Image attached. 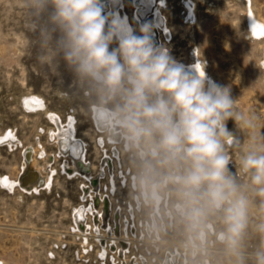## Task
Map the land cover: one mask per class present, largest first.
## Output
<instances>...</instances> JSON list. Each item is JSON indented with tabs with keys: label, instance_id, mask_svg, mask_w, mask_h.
Returning a JSON list of instances; mask_svg holds the SVG:
<instances>
[{
	"label": "rangeland",
	"instance_id": "obj_1",
	"mask_svg": "<svg viewBox=\"0 0 264 264\" xmlns=\"http://www.w3.org/2000/svg\"><path fill=\"white\" fill-rule=\"evenodd\" d=\"M191 1L192 19L181 10L182 0H164L162 11L167 30L157 32L155 42L168 47L171 55L186 67L192 63L190 50L195 47L199 63L207 62L208 77L231 86L232 96L237 100L236 111L254 117V127L228 122L234 143L226 144L225 150L230 157V171L245 187L251 201L243 244L248 257L246 264H255L253 254L264 247V232L261 231L264 196L256 194L240 162L250 147L264 145V65L260 60L261 44L249 38L244 22L250 7L264 23V0ZM120 3V10L135 23L130 16L133 3L130 0H120ZM26 17L20 0H0V130L15 124L16 135L26 143L34 136L36 122L49 124L40 114L31 115L21 110L12 97L19 91L40 92L48 108L57 111L62 119L63 97L54 93L55 89H60L71 97L75 109L74 134L84 143L82 162L85 169L68 174L60 170L65 158L55 154L50 165L53 177L47 190L39 189L32 194L19 191L9 194L0 190V260L4 264H113L112 259L117 261L120 256L125 261L137 257L144 264H160L178 252L169 264H201L203 261L233 264V258L215 236L223 227L218 217L210 218L212 230L208 231L205 241L191 243L183 219L173 210V197L162 194L157 209L153 210L151 197L144 195L139 185L141 161L136 151L129 146L124 134L120 133L122 136L112 141L110 128H97L93 122L92 106H104L112 111L115 104L98 100L63 69L60 70L62 75H55L41 65L36 59ZM20 157L19 149L8 152L0 145V172L16 176L15 166ZM110 180L113 188L107 189ZM82 187L104 200L106 209L100 222L94 218L100 213V204L93 208L95 214L85 215L86 231L72 229L75 206L82 203L89 207V194H84ZM86 239L89 245L82 248ZM106 239L112 240L107 242ZM102 245H106L104 258L97 253ZM192 245H197L194 253L190 252Z\"/></svg>",
	"mask_w": 264,
	"mask_h": 264
},
{
	"label": "clouds",
	"instance_id": "obj_2",
	"mask_svg": "<svg viewBox=\"0 0 264 264\" xmlns=\"http://www.w3.org/2000/svg\"><path fill=\"white\" fill-rule=\"evenodd\" d=\"M111 0H20L37 61L55 75L67 72L98 100L114 103L119 127L141 161L146 196L174 198L191 243L208 237L211 217L223 225L216 239L246 264L244 237L251 201L230 171L228 122L254 127L236 111L230 85L211 80L205 68L179 63L154 39L152 21L130 23L110 10ZM255 144V142H253ZM257 195L264 196V145L241 159ZM264 232V226L261 227ZM264 264V247L253 254Z\"/></svg>",
	"mask_w": 264,
	"mask_h": 264
},
{
	"label": "bare ground",
	"instance_id": "obj_3",
	"mask_svg": "<svg viewBox=\"0 0 264 264\" xmlns=\"http://www.w3.org/2000/svg\"><path fill=\"white\" fill-rule=\"evenodd\" d=\"M130 2L133 3V5H134V8L131 11L130 16L133 18V21L135 23H143L145 21H152L154 24L157 25V27L154 29V35L155 36H156L157 32H159L160 30H163V32L167 30V25L165 23V17H164L163 11H162V7L164 5V0H130ZM120 4H121L120 0H111L110 10L114 11V12H119V14L121 16H127L128 20H129V15L126 14L123 10H120ZM192 6H193V2L191 0H182L181 10L184 11V15H187V17L190 19H192V17H193ZM129 22L131 23L130 20H129ZM244 23H245L246 29L248 30L249 38L251 40L261 44V59L260 60H261V64L264 65V23L253 13V11L251 10L250 7H248V11L245 14V22ZM167 32H165V33L167 34ZM154 39H155V37H154ZM231 41H233V40H231ZM233 43H234V41H233ZM236 43H238V42H236ZM236 43H234V44H236ZM196 50L197 49L195 47H192V49L190 50V53L193 56V60H192L191 65L195 64L197 61V64L195 66L197 68H200L202 66L200 65L199 60L196 56ZM61 91H60V89L59 90L55 89L54 93L63 97L62 112H60L58 110L60 113H62V119H61L60 114L57 111H55L54 109L48 108L49 106H47V104L45 103L44 96L40 92L19 91L17 93H14L13 96L11 95L14 98V100L18 102V104L21 107V110L24 113L31 114V115H39L40 114L42 117H44V119L47 120V122H49V124L46 125L42 122H36L35 127H34V136L32 137V139H30L26 143L24 141H22L21 138L19 139L18 136L16 135V129L17 128H16L15 124H13L12 126L10 125V126L2 127V129L0 130V145L5 147L8 152H13L16 149H19V153H20L21 157L18 159L17 165L15 166L17 168V171H18L16 176H11L5 171L0 172V190L1 191H4V192L9 193V194L15 193L16 191H19L20 193L27 192V193L32 194V193L37 192L39 189L47 190L50 186V182H51L52 177H53V169L50 165H51L52 160L55 157V154L62 155L65 158L64 164L62 165V167H60V170L65 171L68 174L69 173L75 174V173H79V172L83 171L82 169H85V166L82 162L84 143H83V140L81 138H77L76 135L74 134V132H75V126H74L75 109L72 105L71 97L68 94H66V92L63 93ZM91 111L93 113V122L95 123L97 128H99V127H103V128L106 127L108 129L110 128L109 139H111L112 141H115L122 136L120 133L123 134V131L122 130L120 131L121 128L119 127V120L116 118L114 111H111L104 106H96V105L92 106ZM70 123H71V127L69 126ZM113 130H118V132H114ZM23 142L25 144H23ZM127 146H128V144H127ZM51 147H54V150H52ZM104 161H106V160L104 159L103 162ZM67 163H68V165H67ZM108 183L109 184H108L107 189H112L113 188L112 181L110 180V182H108ZM141 190L143 191L142 188H141ZM82 191L84 192V194L86 192L89 194L88 195L89 207H86L84 204L82 205V203L77 204L75 206V208L73 209L74 225H73L72 229L73 230L74 229H78V230L81 229V230L86 231V230H88V225L85 226V224H84L85 215L87 213H91L92 215L95 214L93 212V208L96 207V205L98 206L100 204V206L98 208V211L100 213L96 214L94 217V218H96L95 219L96 221L100 222L101 217L103 216V212L106 211V209L104 207V203H105L104 200L97 198L98 196L96 194H93L92 192H90V190L85 191V188H83V187H82ZM133 197H131V198H133ZM135 199L137 200V198H135ZM168 199H171V198H168ZM131 200H133V199H131ZM160 200H161V198L158 200H155V201L152 200L151 206L153 207V210L157 209V207L160 203ZM142 202H143V200H142ZM172 202L174 203L175 201H172ZM169 203H170V201H169ZM171 210H172V208H171ZM129 211H131V210L129 209ZM162 211H164V210L162 209ZM155 213L156 212H154V215H156ZM167 213H168V211H167ZM171 213H173V212H171ZM169 217H171V216H169ZM179 222H180V220H179ZM142 223H143V220H142ZM150 223H151V221H150ZM158 223L160 225V222H158ZM174 223H176V221ZM145 224L146 225H144V226H147V223H145ZM136 225H137V222H136ZM140 227L142 230V226H140ZM158 227L159 226H157V228ZM162 228H164V227H162ZM132 229L134 231V228H132ZM211 230H212V227H210V225H209L208 231H211ZM102 233L112 234V232H110V231H103ZM128 234H131V233H128ZM135 234H137V233H135ZM111 240L112 239H106L107 242H110ZM86 241H87V239L85 240L84 243L82 242V246H81L82 248L88 247L89 244H87ZM187 245H189V244L187 243ZM208 245H209V243H208ZM175 246H177V245H175ZM196 246H193V245L191 246V247H193V248H191L192 250H190L191 253H194L197 250ZM116 248H115V250H116ZM186 248H187V246H186ZM171 249H173V248H171ZM201 249H202V247H201ZM105 250H106V245H102V249H100L99 252H97V253H99V256L101 258H104ZM188 250H189V248H188ZM182 251H183V249H182ZM185 251H187V250H185ZM175 252H177V251H175ZM164 253H165V251H164ZM177 253L175 254L174 257H176ZM179 253H180V251H179ZM120 254L121 253H119L118 255H120ZM161 255L163 256V254H161ZM167 255H168V253H167ZM172 255L168 256V258L166 259L167 261L165 260L166 261L165 263L161 261L160 264H169V262L170 263L173 262L174 257ZM190 255H192V254H190ZM200 256H203V255H200ZM127 257H128V255H127ZM202 258H204V257H202ZM129 259H130V257H129ZM137 259L138 258L136 257V258H132L131 260L125 261L119 256V259L117 261H116V259H112V262H113V264H144V263H142V261L139 262V260H137ZM187 261H188V259H187ZM200 261H201V259H200ZM105 262H106V260H105ZM179 262H181V261H179ZM150 263H151V261H150ZM176 263H177V261H176ZM0 264H4L2 260H0ZM157 264H159V263H157ZM201 264H208V261H203V263H201Z\"/></svg>",
	"mask_w": 264,
	"mask_h": 264
},
{
	"label": "snow or ice",
	"instance_id": "obj_4",
	"mask_svg": "<svg viewBox=\"0 0 264 264\" xmlns=\"http://www.w3.org/2000/svg\"><path fill=\"white\" fill-rule=\"evenodd\" d=\"M70 127H71V123H70V125H69Z\"/></svg>",
	"mask_w": 264,
	"mask_h": 264
},
{
	"label": "water",
	"instance_id": "obj_5",
	"mask_svg": "<svg viewBox=\"0 0 264 264\" xmlns=\"http://www.w3.org/2000/svg\"><path fill=\"white\" fill-rule=\"evenodd\" d=\"M21 181V180H20Z\"/></svg>",
	"mask_w": 264,
	"mask_h": 264
}]
</instances>
